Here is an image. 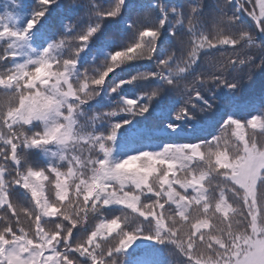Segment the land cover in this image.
I'll use <instances>...</instances> for the list:
<instances>
[{
    "label": "snow or ice",
    "instance_id": "obj_1",
    "mask_svg": "<svg viewBox=\"0 0 264 264\" xmlns=\"http://www.w3.org/2000/svg\"><path fill=\"white\" fill-rule=\"evenodd\" d=\"M59 3L25 0L22 28L9 22L13 12L0 14L7 72L0 95L14 97L0 118V264H161L144 254L131 259L137 241L170 246L184 264H264V143L253 138L264 137V109L243 120L229 116L211 139L116 155L120 130L150 110L162 115L179 100L174 119L196 120L192 109L213 111L203 93L221 87L237 93L213 62L224 49L238 52L236 41L213 39L193 23L196 8L189 13L154 0L125 16L128 0H76L61 7L82 15L46 47L30 48L33 30ZM235 8L264 35V0H243V7L233 0ZM102 29L115 47L102 70L81 73V54ZM138 61L154 67L112 86L120 99L110 110L90 112L108 78ZM237 62L234 56L233 68ZM126 85L142 89L137 99L121 96ZM120 115L127 118L117 121ZM105 122L110 127H101ZM32 150L56 162L36 166ZM45 181L54 185V200L44 194ZM234 216L242 227H234Z\"/></svg>",
    "mask_w": 264,
    "mask_h": 264
},
{
    "label": "trees",
    "instance_id": "obj_2",
    "mask_svg": "<svg viewBox=\"0 0 264 264\" xmlns=\"http://www.w3.org/2000/svg\"><path fill=\"white\" fill-rule=\"evenodd\" d=\"M162 2L170 7H183L186 0H162ZM25 0H0V14H8L13 12L14 16L10 17L9 22L16 28H22L26 23L27 16L23 14V6ZM33 6L38 3V0H32ZM130 7L126 10L125 16H131L137 9L149 8L154 4V0H128ZM65 5V0H60L58 5H53L48 15L37 25L33 30V35L29 40L30 48L41 50L47 46V43L52 42L54 39H58L61 33L65 30V26L69 22L74 23L77 15H82V12H68L65 8L61 7ZM244 21L255 30V25L250 17L244 16ZM87 21L81 22L78 25V29L86 26ZM124 27L123 24L120 25ZM41 33H46L48 39L41 41L39 36ZM109 31L102 29L101 33L97 35L92 42L89 43L86 51L81 54L79 62V71L82 73L84 70L93 68L97 71L102 70L103 62L108 58L109 53L114 49L115 45L107 42L106 37ZM169 37L168 32L162 33L161 39H167ZM101 45L103 47L101 48ZM3 49L0 48V53ZM154 65L151 61H138L133 62L127 67L118 70L113 73L106 81L104 91L98 100L101 103L98 105L96 101L92 102L89 107V111H108L115 105V101L120 99L115 93L111 92V87L119 83L120 80L130 79L136 72L148 71L153 69ZM4 66L0 63V69ZM142 89L133 88L130 85H126L121 89V96L124 99H137ZM204 98L213 104V111L205 114L199 113L196 109H192V112L196 115V120H184L176 121L174 119L175 113L182 106V101L176 100L171 107L162 115L156 114L153 110H150V114L146 117H139L130 125H126L120 130V136L117 141V157L123 158L126 155L133 154L139 151L150 150L160 151L167 144H179L199 142L202 139H211V137L217 132L220 124L223 123L229 116L246 119L252 115L259 114L264 109V75H258L256 81L251 86H245L243 91L239 94L233 93L227 88H212L211 93H203ZM195 104L203 107L202 101L194 100ZM127 117L120 115L115 119L117 121L124 120ZM168 124H173L176 130L168 128ZM101 127H110L105 122ZM259 140V137H257ZM31 162L34 165L44 167L56 162L55 158L51 156V153L45 154L40 150H32L29 156ZM44 194L50 200L55 199L54 185L45 181ZM71 195V190H70ZM142 199H144L142 197ZM67 203V202H65ZM169 214L172 210L169 209ZM108 215L119 214L107 213ZM132 217H130V221ZM93 219L89 217V223L87 227H91ZM27 227V224L25 225ZM131 253V259H134L141 254L154 257L158 259L161 264H167L170 259L175 260L176 264H184L183 257L172 256L174 250L170 246H162L155 244L152 241H137L133 246V249L129 250Z\"/></svg>",
    "mask_w": 264,
    "mask_h": 264
},
{
    "label": "clouds",
    "instance_id": "obj_3",
    "mask_svg": "<svg viewBox=\"0 0 264 264\" xmlns=\"http://www.w3.org/2000/svg\"><path fill=\"white\" fill-rule=\"evenodd\" d=\"M75 3L76 0H65V6L69 8L74 7ZM183 6L187 7L189 13L192 8L199 10L198 19L193 23L204 27L213 39H217L219 35L236 41L238 52L224 49L213 57V62L222 65L224 76L236 82L239 89L237 94L242 92L245 86L253 85L258 75H264V35L257 33L244 21V16L247 15L245 12H241L240 8L233 10V0H186ZM240 6L243 7V0H240ZM234 56H238V62L233 68L230 61ZM6 74L5 68L0 69V75ZM13 99L11 96L0 95V118L7 103ZM253 138L259 143H264V137H259V140L257 137ZM233 225L241 226L239 216L233 217ZM201 252L208 254L204 248ZM120 264H124V261L121 260Z\"/></svg>",
    "mask_w": 264,
    "mask_h": 264
}]
</instances>
